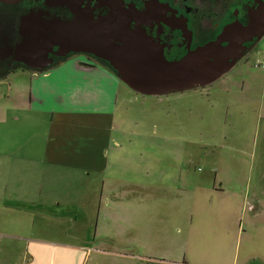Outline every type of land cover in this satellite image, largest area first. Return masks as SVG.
<instances>
[{
  "label": "crops",
  "instance_id": "0c3cea01",
  "mask_svg": "<svg viewBox=\"0 0 264 264\" xmlns=\"http://www.w3.org/2000/svg\"><path fill=\"white\" fill-rule=\"evenodd\" d=\"M118 79L75 56L0 79V264H264V185L193 174L187 138L119 131Z\"/></svg>",
  "mask_w": 264,
  "mask_h": 264
},
{
  "label": "rangeland",
  "instance_id": "374dc122",
  "mask_svg": "<svg viewBox=\"0 0 264 264\" xmlns=\"http://www.w3.org/2000/svg\"><path fill=\"white\" fill-rule=\"evenodd\" d=\"M84 56L78 54L75 57ZM259 63L264 64V37L219 81L213 83L212 89L200 86L184 90V93L174 91L164 95H144L133 91L134 99L130 101L123 92L129 94L132 90L119 78L121 92L110 96L114 108L109 118L120 127L119 131L133 132V136L159 137L166 132V136L192 140L189 152L194 160L184 167L193 174L213 176L218 173V182L223 180L225 187L240 189L241 184L226 177V172H242V186L256 189L257 185H264L258 184V177L264 175V66H259ZM241 80H244V87ZM157 96L166 97L157 104ZM205 102L210 104L207 106ZM162 124L170 127L162 128ZM150 165L154 166L152 161Z\"/></svg>",
  "mask_w": 264,
  "mask_h": 264
},
{
  "label": "water",
  "instance_id": "95a60500",
  "mask_svg": "<svg viewBox=\"0 0 264 264\" xmlns=\"http://www.w3.org/2000/svg\"><path fill=\"white\" fill-rule=\"evenodd\" d=\"M20 0H0L15 4ZM70 20H44L40 13L23 17V31H31L33 38L23 46V62L32 70H45L52 59L49 51L60 46L62 55L71 52L90 53L106 61L119 78L130 88L144 95H162L205 86L223 76L245 55L246 41L254 46L264 37V5L252 15L251 23L242 27H227L225 33L236 32L244 37L223 44L224 37L190 50L178 60L165 58L163 48L137 24L132 29V19L141 21L146 16L135 8L127 9L120 1L113 11L99 18L84 10H74ZM224 34V33H223ZM38 57L42 62H38ZM31 59V60H30ZM30 60V61H29Z\"/></svg>",
  "mask_w": 264,
  "mask_h": 264
},
{
  "label": "flooded vegetation",
  "instance_id": "af4514ba",
  "mask_svg": "<svg viewBox=\"0 0 264 264\" xmlns=\"http://www.w3.org/2000/svg\"><path fill=\"white\" fill-rule=\"evenodd\" d=\"M117 1L127 9L135 8L144 12L146 17L141 21L130 20L129 27L134 29L140 24L146 35L162 46L165 58L170 61L178 60L190 50L220 36L225 38V45L234 38L244 37L238 30L225 33V29L233 25L248 26L252 15L264 5V0H20L15 4L0 2V76L15 67L28 68L23 62L27 59L23 46L33 38V33L23 31L24 16L36 12L46 21H64L74 17V10H84L94 18H99L109 15ZM245 46V55L237 63L255 47L254 41H246ZM61 53L62 49L58 45L49 51V58L52 59L49 67L78 54H84L89 60L95 61L97 58L90 53ZM38 62H42L40 57Z\"/></svg>",
  "mask_w": 264,
  "mask_h": 264
},
{
  "label": "trees",
  "instance_id": "16d2710c",
  "mask_svg": "<svg viewBox=\"0 0 264 264\" xmlns=\"http://www.w3.org/2000/svg\"><path fill=\"white\" fill-rule=\"evenodd\" d=\"M96 60H97V62H100V63H102V64H104V65H108L112 70H114L106 61H104V60H101V59H98V58H96ZM95 60V61H96ZM19 67H15V68H12V69H10V70H8L6 73H4L3 75H1L0 76V79H3V78H5L9 73H11V72H13V71H15L16 69H18ZM114 72H116L115 70H114ZM142 264H151V263H149V262H147V263H142Z\"/></svg>",
  "mask_w": 264,
  "mask_h": 264
},
{
  "label": "built area",
  "instance_id": "2783aa9c",
  "mask_svg": "<svg viewBox=\"0 0 264 264\" xmlns=\"http://www.w3.org/2000/svg\"><path fill=\"white\" fill-rule=\"evenodd\" d=\"M258 65H259V66H261V65L264 66V64H262V63H259Z\"/></svg>",
  "mask_w": 264,
  "mask_h": 264
}]
</instances>
